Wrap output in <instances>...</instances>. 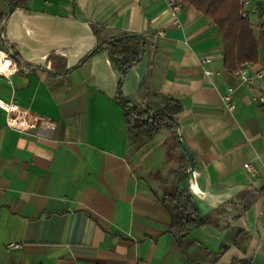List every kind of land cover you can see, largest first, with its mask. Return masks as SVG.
Listing matches in <instances>:
<instances>
[{
  "label": "crops",
  "instance_id": "1",
  "mask_svg": "<svg viewBox=\"0 0 264 264\" xmlns=\"http://www.w3.org/2000/svg\"><path fill=\"white\" fill-rule=\"evenodd\" d=\"M166 1L30 0L8 16L0 0V53L16 66L0 75V264H191L188 256L264 264V111L253 101L264 97V80L245 88L224 65L214 23L185 4L173 13ZM124 34L148 39L124 97L140 106L181 102L194 172L180 185L187 155L177 137L164 130L133 149L116 102L120 71L105 51L81 63L99 38ZM5 42L33 69L17 66ZM248 68L264 69L263 50ZM229 89L233 112L222 101ZM177 187L190 190L202 216L224 206L230 227L244 231L237 245L226 244L223 229L199 227L185 255L161 202ZM224 245L221 258L208 256Z\"/></svg>",
  "mask_w": 264,
  "mask_h": 264
},
{
  "label": "trees",
  "instance_id": "2",
  "mask_svg": "<svg viewBox=\"0 0 264 264\" xmlns=\"http://www.w3.org/2000/svg\"><path fill=\"white\" fill-rule=\"evenodd\" d=\"M182 4L193 7L203 16L210 19L217 27L222 39L224 51V65L227 70L234 72L245 63L257 64L261 50L264 51V32L256 35L248 21L240 15V0H179ZM30 0H8L9 7L14 11L17 8H25ZM148 39L144 35L124 34L113 38H99L97 46L82 60L84 63L98 53L105 51L111 63L118 68L121 78L118 83L116 102L121 106L128 128L129 145L140 150L150 141L155 139L164 130H170L175 136L179 128L177 115L182 111L181 102L171 97H159L160 103L156 107L150 105L140 106L124 97L122 87L125 75L129 69L139 64L146 52ZM9 56L13 57L17 66L24 70H32L33 67L23 63L15 47L5 42ZM149 76L143 80L139 94L143 100L150 94L148 88ZM190 165L186 158L182 173H177V184L188 177ZM181 175V176H180ZM163 206L171 217V232L188 256V248L195 245L187 239L188 234L195 228L212 226L227 232L226 244H236L239 234L244 233L242 229L230 227L224 206L215 210L208 216H202L194 201L193 195L188 188L177 187L173 194L164 195L161 199ZM243 206V209H246ZM224 245L220 253L208 256L213 260L221 258L227 251ZM191 264L195 263L190 256L187 257ZM231 264H256L252 260L235 261Z\"/></svg>",
  "mask_w": 264,
  "mask_h": 264
},
{
  "label": "built area",
  "instance_id": "3",
  "mask_svg": "<svg viewBox=\"0 0 264 264\" xmlns=\"http://www.w3.org/2000/svg\"><path fill=\"white\" fill-rule=\"evenodd\" d=\"M166 4L173 13L180 12L182 8V3L179 0H167ZM240 15L250 23L252 28L263 29L264 0H240ZM160 35H162V33H160ZM248 66V63L243 64L241 68L234 71L233 74L241 80V83L245 88L251 89L257 81L264 80V69L256 74H251ZM14 71H16V66H11V62H8V59L5 56H0V75L8 77L13 74ZM206 74L209 75L210 72H207ZM232 94L233 89H229V91L222 97L223 104L229 112H233L236 108ZM253 101H255L264 111V97H254ZM244 167L252 176L256 175V171L252 164L247 163ZM17 247L18 245L14 244L9 246V248Z\"/></svg>",
  "mask_w": 264,
  "mask_h": 264
},
{
  "label": "water",
  "instance_id": "4",
  "mask_svg": "<svg viewBox=\"0 0 264 264\" xmlns=\"http://www.w3.org/2000/svg\"><path fill=\"white\" fill-rule=\"evenodd\" d=\"M12 12H13V10L10 8L9 12H8V16H10L12 14ZM176 137H177L179 143L181 144L185 154L187 155L189 165H190V172L193 174V172H194L193 159H192V156H191L189 149L187 148L186 144L183 142V140L181 138L180 125H179L177 132H176Z\"/></svg>",
  "mask_w": 264,
  "mask_h": 264
},
{
  "label": "bare ground",
  "instance_id": "5",
  "mask_svg": "<svg viewBox=\"0 0 264 264\" xmlns=\"http://www.w3.org/2000/svg\"><path fill=\"white\" fill-rule=\"evenodd\" d=\"M0 56H1V57H2V56L4 57V55H2V54H0Z\"/></svg>",
  "mask_w": 264,
  "mask_h": 264
}]
</instances>
